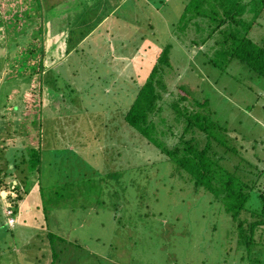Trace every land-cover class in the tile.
<instances>
[{"label": "rangeland", "instance_id": "374dc122", "mask_svg": "<svg viewBox=\"0 0 264 264\" xmlns=\"http://www.w3.org/2000/svg\"><path fill=\"white\" fill-rule=\"evenodd\" d=\"M75 1L79 0H43V7L47 15L51 14V19L49 16L45 21L41 73L33 77L16 73L6 75V78L0 76V208L4 214L13 211L6 199L7 195L15 198L17 194L12 190L13 184H18L24 191V197L18 202L17 217L10 221L5 214L9 228L4 227L5 223L0 226V264H52L46 237L48 231L65 239L58 246L62 251L55 264H264V255L258 262L253 246L252 251L242 257L231 216L224 205L210 192L195 188L188 176H179L172 161L124 123L125 100H131L133 93L116 95L120 85L109 84L106 92L113 94L117 103L112 107L104 104L108 109L96 120L101 126L83 130L80 140L79 134L65 137V127L74 123L76 115L90 112L91 116H98L96 110H100L99 106L104 102L98 101L97 92L100 97L102 89L111 81H99L96 74L87 69L89 62L80 58V53H75V38L69 41V37L73 38L71 31L75 25L69 26L72 18L68 21V17L79 8ZM152 1L162 4L161 8L169 3L168 0ZM171 1L174 6L170 5V15H175L181 0ZM120 10L126 14V21L137 24L136 28L145 22L159 20L155 6L147 5L145 0H136L133 6L125 4ZM85 11L88 13L87 8ZM117 15L112 18V23L117 26L119 22L118 30L126 35L124 28L131 30ZM250 16L247 14L248 19ZM175 32L177 35L173 37H164L162 32L157 33L160 37L150 36L149 39L140 34L138 38L132 37L134 44H145L150 40L158 44L160 50L167 43L171 46L169 57L173 67L162 76L166 90L162 91L165 103L160 116L165 117L166 122L157 124L167 132L162 136L163 140L168 144L177 140L171 131L175 133L181 126L173 120L174 111L167 103L173 96L182 95L179 86H183L192 95L182 104L200 109L192 97L200 103L207 99L216 111L211 114L213 120L227 128L228 145L237 147L241 156L256 160L257 152L263 154L264 151V78L236 59L228 63L219 61L216 66L204 63L215 53L212 48L215 40L203 45V38L190 28L179 30L177 27L172 30ZM249 36L264 45V10L251 27ZM114 41L118 43V38ZM1 51L11 49L6 47ZM63 57L68 59L67 63L59 65ZM140 63L132 61L131 64L122 63V66H130L125 70L128 74H140L142 70L136 69ZM74 64L78 72L67 74ZM101 65L98 61L94 66ZM115 65L117 68L108 69L121 70L118 62ZM4 67V59L0 57L1 72ZM59 72L63 76V80L60 78L63 85L67 81L77 87L76 93H69L63 102L54 99L50 93L61 86L53 80ZM128 87L133 89V86ZM9 96L13 97V109L6 105ZM37 109L41 111V118L35 114ZM154 119L158 122V115ZM47 122H51L50 128ZM56 126H59L57 131L62 144L52 150L56 151L57 164L64 167L65 175L61 182L60 173L55 169L57 165L54 166V179L58 177L56 183L61 182L59 189L54 190L57 185L54 179L43 180L51 171H44V168L40 197L36 179L26 188L20 181L28 173V164L24 171L20 170L23 164L15 169L11 167L16 165L13 159L21 162L22 154L29 159L33 148L41 145L44 150L45 130L51 132ZM98 132H103V141L101 137L99 140L94 138ZM71 140L76 143H68ZM260 165L264 167L263 160ZM11 169L16 175L14 180L5 175ZM112 171L120 173L119 181L107 176ZM88 187L91 189L87 190Z\"/></svg>", "mask_w": 264, "mask_h": 264}, {"label": "trees", "instance_id": "16d2710c", "mask_svg": "<svg viewBox=\"0 0 264 264\" xmlns=\"http://www.w3.org/2000/svg\"><path fill=\"white\" fill-rule=\"evenodd\" d=\"M263 10L264 1L261 0H187L179 12L180 15H177L178 21L175 28L194 30L196 34H199V37L203 38L201 41L203 45L212 39L215 40V46L212 45L215 53L209 56L205 63L216 66L219 61L228 63L236 59L247 65L258 77L264 78V45L255 42L249 36L251 27L256 23ZM46 13L43 0H0V48L2 50V48L10 47L11 51L13 50L4 53L0 50V57H3L5 64L4 70L2 72L0 70V76L6 78V75L16 73L18 75L28 74L33 77L36 73H41L44 67L42 55H45L43 39L46 29L45 21L49 20V16L51 19V14L47 15ZM247 14L251 15L250 19H248ZM208 20L213 25H209ZM170 49V44H166L162 50L150 55V62L142 68L139 74L141 77L133 74L131 78L113 80L114 71L99 68L97 71L112 72L98 79L99 81L111 79L104 90L102 89L100 97L97 92L98 101H103L104 103L100 102V104L103 103L101 104L103 106L100 107V105V110H96L98 113L96 117L91 116L90 112L76 115V118H73L74 123L65 127V137L69 134L73 137L79 134L80 140L83 130L97 129L101 126V124L96 123V120L99 116L104 115L105 110L108 109L105 105L112 107L117 103L113 99V94L109 95V92H106L107 86H111L109 84L120 85L121 90L119 89L116 95L124 93L127 96L128 93H133L131 100L129 98L125 100L126 108L122 116L124 123L137 135L139 134L156 147L167 160L172 161L179 176H188L195 188H203L210 192L217 199L216 201L224 205L225 210L231 216L233 232L238 238L239 250L243 251L242 257H245L244 254L247 252H251L253 246L256 251L253 253L258 258V262H261L260 258L264 255V167H261L260 162L263 160L264 163V151L263 154L260 151L257 152L254 156L256 160L241 156L237 147L228 145L227 128L213 120L211 114L216 113V111L209 106L207 99L200 103L198 102L199 99L192 97L200 109L182 104L192 95L183 86H179L183 92L182 95L173 96V100L167 103L174 111L173 120L177 126H181V128L177 127L178 131L175 133L171 131V125L167 126L177 140L171 144L163 140L162 136H166L167 132L165 128H158L157 124L166 122V118L160 116L165 103L162 100V91L166 90L162 76L173 67L170 63ZM65 60L59 65L67 63L68 59ZM69 70L67 74L74 75L78 72L75 64ZM94 72L97 74L96 70ZM49 77L52 78L51 75ZM41 78L40 75L38 78L39 85ZM60 78L63 80L60 72L57 73V77L52 78L61 86L56 87L58 90L50 93L53 94L54 99L59 98L63 102L69 93H76L77 87L75 85L72 87V83L67 81L63 85ZM129 85L133 86L134 90L129 89ZM112 87L114 88V86ZM112 92L114 93V91ZM8 98L10 99L6 103L7 108L13 109L14 105L11 101L13 97L9 96ZM38 109L35 114L41 118V111ZM156 115L159 117L158 122L154 119ZM48 119L52 120L53 117H48ZM50 123L47 122L48 128H50ZM82 126H85V129H82ZM163 126L165 127V125ZM58 128L59 126L53 127L51 132L45 130L43 142L40 140L44 150L39 145L37 149H32L29 159H26V156L22 154L20 163L13 159L16 165L9 166L15 169L23 164L24 167L22 166L20 170L24 171L27 163L28 173L23 175L20 181L23 183L22 186L26 188L31 181L36 179L38 191H41L39 192L40 197L44 187L41 180L44 176L42 172L44 168H46L44 171H51L47 172L46 178L43 180L54 179V166L56 165L55 169L61 176L60 181L65 175L64 167L58 165L60 163L57 164L56 151L52 150V147H58L62 144L60 134L57 131ZM68 128L69 130H67ZM97 134L94 138L99 140L101 137V141H103V132ZM88 140L90 139L88 138ZM68 143L74 144L76 142L71 140ZM12 169L5 175L8 174L12 178L11 180H14L16 175ZM107 176L112 180L119 181L120 173L112 171ZM57 179L59 178L53 180L57 184L53 187L54 190L59 189L62 182L56 183ZM7 183L8 181L5 182L6 186ZM21 189L18 184H13L12 190L17 193L15 198L11 195L6 196L10 208L13 209V217H17L18 202L24 197V191ZM88 189L91 188L88 187ZM2 213L0 210V222L3 220L7 225L6 217H3ZM46 237L52 252V264H55L62 251V248H58V246L63 244L65 239L51 231L47 232Z\"/></svg>", "mask_w": 264, "mask_h": 264}, {"label": "crops", "instance_id": "0c3cea01", "mask_svg": "<svg viewBox=\"0 0 264 264\" xmlns=\"http://www.w3.org/2000/svg\"><path fill=\"white\" fill-rule=\"evenodd\" d=\"M161 1L164 2L167 0ZM168 1V5L165 4L161 8L162 4L158 5L157 2H154L152 0H145L147 5L155 6V10L158 14L159 20L158 22L153 21V23H150L149 21L148 23L145 22L143 26L137 28V24H135V22H129L125 20V17L127 16L125 13H123V11L120 10L125 4L132 6L135 5L136 0H79L78 2L75 1V3H77L76 5H79V8L74 10L73 14L68 17V21H71L70 18H72V22L69 24V26L75 25V30L73 29L74 31H71V36H73V38L69 37L70 41L75 38V53H80V58L85 59L87 62H89L87 65L88 70H92L93 73H95L94 70H96L97 74H95L97 79H100V77H104L105 74H108L104 73V71H97L99 68L115 69L117 68L115 62H118V68H120L121 70L118 71V69H116L120 74L119 76L116 70H114V75H112V77H114L115 79H119L120 77H122V79L131 78L132 74H128L125 72V70L129 69L130 66H122V63L131 64L132 61L141 62V66L137 67L136 69L140 68L142 70V68L146 67L147 64L150 62V55L160 50L158 44L150 40L145 41V44L143 43L144 40L142 42L143 44H134L132 41L133 36L134 38H138V34H140L141 37H143L144 35L146 36L145 39H149L150 36L160 37L157 33L161 34V32L162 34H165L164 37H173L172 35H177L176 33H172V30L175 29L177 15H180L179 12L181 11L182 7L184 6V3L187 0L179 1L180 3L178 4V9L175 15H170V5L172 4V6H174V2L171 0ZM85 8L88 9V13H86ZM117 13L119 14L117 16L121 17L120 21L121 19H123L125 27L131 30L127 31L124 28V32L126 33V35L123 34L120 30H118L119 22L117 23V26L112 23V18ZM130 23L132 25H130ZM116 29L118 30V33L115 32ZM161 29L163 30L161 31ZM120 33H122V35H120ZM115 37L118 38V43L114 41ZM51 50L52 49H49V51ZM117 52L118 55L115 54ZM146 53H148L147 56H145ZM62 60L66 61L65 57H63ZM98 61H100L102 65L100 67H95L94 65L97 64ZM111 64L112 66H110ZM134 75L137 76L139 74L136 73ZM36 195L37 194H33V196ZM0 210L2 213V208H0ZM2 215L3 217H5L4 213H2ZM4 223L5 222L2 220L0 222V226Z\"/></svg>", "mask_w": 264, "mask_h": 264}, {"label": "built area", "instance_id": "2783aa9c", "mask_svg": "<svg viewBox=\"0 0 264 264\" xmlns=\"http://www.w3.org/2000/svg\"><path fill=\"white\" fill-rule=\"evenodd\" d=\"M5 214L7 216V219H9L10 221H12L14 219L13 216H11L12 215V212L11 211H9V212H7ZM9 217H11V218H9Z\"/></svg>", "mask_w": 264, "mask_h": 264}]
</instances>
